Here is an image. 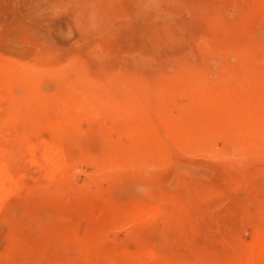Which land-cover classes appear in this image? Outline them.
I'll list each match as a JSON object with an SVG mask.
<instances>
[{
  "label": "rangeland",
  "instance_id": "1",
  "mask_svg": "<svg viewBox=\"0 0 264 264\" xmlns=\"http://www.w3.org/2000/svg\"><path fill=\"white\" fill-rule=\"evenodd\" d=\"M7 63L33 69L37 89L9 84ZM194 89L230 114L203 111ZM1 161L0 264L254 255L264 0H0Z\"/></svg>",
  "mask_w": 264,
  "mask_h": 264
},
{
  "label": "bare ground",
  "instance_id": "2",
  "mask_svg": "<svg viewBox=\"0 0 264 264\" xmlns=\"http://www.w3.org/2000/svg\"><path fill=\"white\" fill-rule=\"evenodd\" d=\"M3 72L7 75L9 84L12 82H20L23 85H25L27 88L30 89H37L38 86V76L37 73L31 69V68H23L11 63L3 64L2 65ZM194 98L197 100V103L199 106H202L203 111L206 110L210 105H216L215 112L218 115H221L223 117H226L230 114V107L218 104L215 102L214 104L209 103L208 94H204L200 90L194 89L193 90ZM37 100L40 104L39 106H49L51 107L53 105V100L50 98H46L44 95H41L37 93ZM60 102L67 103L68 98H60ZM38 106V107H39ZM69 111L60 115L57 124L58 125H64L68 122H72L74 117L76 116V108L75 106H68ZM44 117V115H42ZM223 134L226 135V137L229 139V141L235 140L234 133L230 131H224ZM226 138V139H227ZM223 139V138H222ZM221 139V140H222ZM217 141V140H216ZM222 142V141H221ZM217 143V142H216ZM232 143V142H231ZM57 153L54 151L49 152L48 157L51 159L56 158ZM10 173L7 168V165L1 161L0 162V192H3L6 188V180L9 179ZM236 264H264V240H262L259 245H257V248L255 249L254 255H249L243 259H241Z\"/></svg>",
  "mask_w": 264,
  "mask_h": 264
}]
</instances>
